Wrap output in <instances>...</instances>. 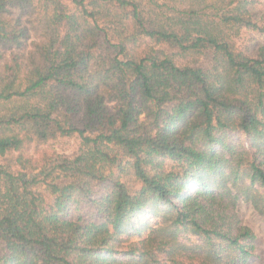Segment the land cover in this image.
Wrapping results in <instances>:
<instances>
[{"label":"trees","instance_id":"obj_1","mask_svg":"<svg viewBox=\"0 0 264 264\" xmlns=\"http://www.w3.org/2000/svg\"><path fill=\"white\" fill-rule=\"evenodd\" d=\"M259 6L0 0V264L249 262L235 207L264 217V45L235 36L264 35ZM74 135L28 175L26 150ZM56 168L72 180L31 189Z\"/></svg>","mask_w":264,"mask_h":264},{"label":"rangeland","instance_id":"obj_2","mask_svg":"<svg viewBox=\"0 0 264 264\" xmlns=\"http://www.w3.org/2000/svg\"><path fill=\"white\" fill-rule=\"evenodd\" d=\"M262 6L259 8L264 10V0H260ZM26 19V14L24 15ZM235 34V33H234ZM28 40L22 53H26L29 49ZM236 45L246 53H254L259 45H264V35L257 31L240 28L236 32L235 36ZM10 51H16V49H9L7 47L0 46V65L1 62L8 57ZM4 106V105H3ZM0 105V109H3ZM234 141L238 144H243L247 149L250 148L249 139L244 134L229 135L228 142ZM80 140L75 135L71 137H63L55 142H50L38 146L31 147L26 150L25 157L29 159L30 165H33V170L28 172V175L34 174L39 179L44 177V172H49V167L59 163L63 158L73 159L79 152ZM70 172H61L57 168L50 170V173L46 176V182L42 180L37 184H33L31 189L40 192L44 197H49V187L47 182L54 183H67L72 180ZM97 187L94 189L96 190ZM86 204L83 201L82 206ZM81 209V208H80ZM236 213L240 219V224L248 226L254 233L255 238L253 241L254 249L252 257L246 264H264V217H262L253 207L239 200L235 207ZM194 237H192L193 239Z\"/></svg>","mask_w":264,"mask_h":264}]
</instances>
